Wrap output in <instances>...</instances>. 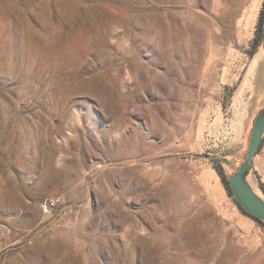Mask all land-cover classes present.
I'll return each instance as SVG.
<instances>
[{
    "label": "rangeland",
    "instance_id": "1",
    "mask_svg": "<svg viewBox=\"0 0 264 264\" xmlns=\"http://www.w3.org/2000/svg\"><path fill=\"white\" fill-rule=\"evenodd\" d=\"M262 2L0 0V264H264Z\"/></svg>",
    "mask_w": 264,
    "mask_h": 264
},
{
    "label": "water",
    "instance_id": "2",
    "mask_svg": "<svg viewBox=\"0 0 264 264\" xmlns=\"http://www.w3.org/2000/svg\"><path fill=\"white\" fill-rule=\"evenodd\" d=\"M264 44V27H263ZM264 136V107L260 108L252 123L246 157L238 169L229 175V186L236 202L249 214L264 222V196L250 181L253 159Z\"/></svg>",
    "mask_w": 264,
    "mask_h": 264
},
{
    "label": "trees",
    "instance_id": "3",
    "mask_svg": "<svg viewBox=\"0 0 264 264\" xmlns=\"http://www.w3.org/2000/svg\"><path fill=\"white\" fill-rule=\"evenodd\" d=\"M263 27H264V0L262 2V7L260 9V13H259V18H258V23H257V29H256V36H255V40H254V44L252 45L250 51H249V54L250 55H253L257 50H258V47L260 46H263L264 47V44H263ZM264 140V136L262 138V142ZM262 142L259 146V149L261 148V145H262ZM258 149V151H259ZM257 151V152H258ZM246 157V151L244 152V156H243V161ZM242 161V162H243ZM241 162V163H242ZM240 165V164H239ZM216 171L220 177V180L228 194V196L231 198V200L234 202V204L238 207V209L246 216L252 218L253 220L257 221L258 223L262 224L264 226V222L257 219L256 217H254L253 215L249 214L247 211H245L237 202L236 200L234 199V196L233 194L231 193V190H230V186H229V175H231L232 173H234L235 171L229 173V174H225L223 173V171H221L219 168H216ZM259 187L261 189V193L262 195L264 196V184L263 183H259Z\"/></svg>",
    "mask_w": 264,
    "mask_h": 264
},
{
    "label": "bare ground",
    "instance_id": "4",
    "mask_svg": "<svg viewBox=\"0 0 264 264\" xmlns=\"http://www.w3.org/2000/svg\"><path fill=\"white\" fill-rule=\"evenodd\" d=\"M251 67L257 72L258 76L264 73V60L262 59L260 54H256L253 57L251 61Z\"/></svg>",
    "mask_w": 264,
    "mask_h": 264
},
{
    "label": "built area",
    "instance_id": "5",
    "mask_svg": "<svg viewBox=\"0 0 264 264\" xmlns=\"http://www.w3.org/2000/svg\"><path fill=\"white\" fill-rule=\"evenodd\" d=\"M57 201H58V198H50V199H48L45 202V208L54 206Z\"/></svg>",
    "mask_w": 264,
    "mask_h": 264
}]
</instances>
